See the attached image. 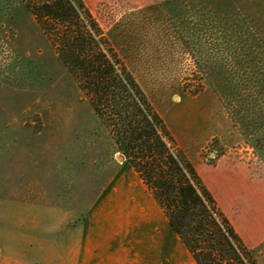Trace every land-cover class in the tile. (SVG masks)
<instances>
[{"label": "rangeland", "instance_id": "obj_1", "mask_svg": "<svg viewBox=\"0 0 264 264\" xmlns=\"http://www.w3.org/2000/svg\"><path fill=\"white\" fill-rule=\"evenodd\" d=\"M112 1L109 11L95 5V18L111 25L105 33L189 152L209 138L200 155L213 164L227 146L254 152L250 140L264 158L263 14L252 18L248 0ZM6 25L0 201L11 181L61 178L55 170L62 165H76L79 180L111 176L124 155L50 37L22 8L11 11ZM263 248L255 252L257 264Z\"/></svg>", "mask_w": 264, "mask_h": 264}, {"label": "crops", "instance_id": "obj_2", "mask_svg": "<svg viewBox=\"0 0 264 264\" xmlns=\"http://www.w3.org/2000/svg\"><path fill=\"white\" fill-rule=\"evenodd\" d=\"M84 1L93 15L95 5L108 11L116 6L112 0ZM248 1L249 15L262 13L264 21V0ZM100 25L105 32L111 26ZM166 124L245 245L259 250L264 158L255 144L246 142L253 157L239 145L227 146L212 164L200 155L209 138L192 155ZM111 168L106 179L79 180L76 165H62L55 170L61 178L11 181L0 201V264H197L135 167L124 156Z\"/></svg>", "mask_w": 264, "mask_h": 264}, {"label": "trees", "instance_id": "obj_3", "mask_svg": "<svg viewBox=\"0 0 264 264\" xmlns=\"http://www.w3.org/2000/svg\"><path fill=\"white\" fill-rule=\"evenodd\" d=\"M28 11L77 78L117 150L135 167L197 264H257L84 0H0V46Z\"/></svg>", "mask_w": 264, "mask_h": 264}, {"label": "built area", "instance_id": "obj_4", "mask_svg": "<svg viewBox=\"0 0 264 264\" xmlns=\"http://www.w3.org/2000/svg\"><path fill=\"white\" fill-rule=\"evenodd\" d=\"M260 255L264 257V248L260 250Z\"/></svg>", "mask_w": 264, "mask_h": 264}, {"label": "water", "instance_id": "obj_5", "mask_svg": "<svg viewBox=\"0 0 264 264\" xmlns=\"http://www.w3.org/2000/svg\"><path fill=\"white\" fill-rule=\"evenodd\" d=\"M122 157V156H121Z\"/></svg>", "mask_w": 264, "mask_h": 264}]
</instances>
